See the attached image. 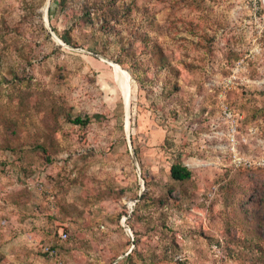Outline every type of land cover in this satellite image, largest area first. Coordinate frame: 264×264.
<instances>
[{"label": "rangeland", "instance_id": "obj_1", "mask_svg": "<svg viewBox=\"0 0 264 264\" xmlns=\"http://www.w3.org/2000/svg\"><path fill=\"white\" fill-rule=\"evenodd\" d=\"M123 1L103 55L45 27L80 4L0 0V264H264V0Z\"/></svg>", "mask_w": 264, "mask_h": 264}, {"label": "trees", "instance_id": "obj_2", "mask_svg": "<svg viewBox=\"0 0 264 264\" xmlns=\"http://www.w3.org/2000/svg\"><path fill=\"white\" fill-rule=\"evenodd\" d=\"M53 3H55V8L51 9L49 17L52 16V12L54 11L65 14L73 3L80 4L79 8L81 9V14L72 17L62 32H58L57 28L53 26L52 31L55 35L68 46L86 47L92 53L103 55L105 54V48L110 36L115 35L116 27L127 18V14L130 11L129 4L123 0H54ZM128 50L127 60L133 62L134 57L130 51L131 48L129 47ZM121 57L115 61L120 66L128 62L126 58ZM153 63L156 67L165 70L171 65L161 50H158L156 60ZM96 117L94 116V118ZM91 119L88 116L84 118L80 116L71 118L68 115L66 117L69 123L83 128L90 123ZM193 177L194 173L183 166L179 159L176 160L170 167L169 184H166L162 188V190H165L164 196L166 199L171 200L172 197L173 202H186L185 194L180 198L173 195H176L174 194L175 192H180L182 185L185 182L191 181ZM164 201L166 200L164 199ZM149 202L150 198L147 199L146 193L139 198V202H137L132 213V216L137 221L140 220V209L146 203H148L146 206L149 205ZM160 202L163 205V201L161 200ZM130 259L131 256L129 254L124 258V261L128 262Z\"/></svg>", "mask_w": 264, "mask_h": 264}, {"label": "water", "instance_id": "obj_3", "mask_svg": "<svg viewBox=\"0 0 264 264\" xmlns=\"http://www.w3.org/2000/svg\"><path fill=\"white\" fill-rule=\"evenodd\" d=\"M47 5H46V7L44 8V24H45V27L47 28V30L49 31V33H50V35H51V37L59 44V45H63V46H66V47H69L68 45H66L64 42H62L56 35H55V33L52 31V29L50 28V26L48 25V21H47V17H46V15H47ZM71 48V47H70ZM129 104L127 105V107H126V103H125V101L123 100V107H124V112H125V116L127 117V119H128V115H129ZM126 130H127V127H126ZM128 136V135H127ZM132 158H133V160L136 162V160H135V155H134V153L132 152ZM130 236H131V234H130Z\"/></svg>", "mask_w": 264, "mask_h": 264}, {"label": "built area", "instance_id": "obj_4", "mask_svg": "<svg viewBox=\"0 0 264 264\" xmlns=\"http://www.w3.org/2000/svg\"><path fill=\"white\" fill-rule=\"evenodd\" d=\"M65 237H66V235L65 234H60V238L61 239H65ZM46 252L50 255V256H52L53 254H54V252H55V249H52V248H50V247H48V248H46Z\"/></svg>", "mask_w": 264, "mask_h": 264}, {"label": "bare ground", "instance_id": "obj_5", "mask_svg": "<svg viewBox=\"0 0 264 264\" xmlns=\"http://www.w3.org/2000/svg\"><path fill=\"white\" fill-rule=\"evenodd\" d=\"M122 92H123V94L125 93V91H124V90H123ZM127 105H128V104H127ZM126 107H127V106H126Z\"/></svg>", "mask_w": 264, "mask_h": 264}]
</instances>
